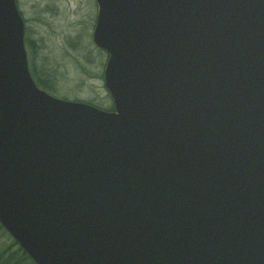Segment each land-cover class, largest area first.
Masks as SVG:
<instances>
[{
	"label": "water",
	"instance_id": "95a60500",
	"mask_svg": "<svg viewBox=\"0 0 264 264\" xmlns=\"http://www.w3.org/2000/svg\"><path fill=\"white\" fill-rule=\"evenodd\" d=\"M113 111L54 98L0 0V226L33 264H264V0H95Z\"/></svg>",
	"mask_w": 264,
	"mask_h": 264
},
{
	"label": "rangeland",
	"instance_id": "374dc122",
	"mask_svg": "<svg viewBox=\"0 0 264 264\" xmlns=\"http://www.w3.org/2000/svg\"><path fill=\"white\" fill-rule=\"evenodd\" d=\"M16 7L24 23L30 74L43 71L53 76L52 90L47 91L54 98L112 112L103 80L108 55L92 40L95 0H16ZM11 253H16L15 257L6 264H33L0 226V260Z\"/></svg>",
	"mask_w": 264,
	"mask_h": 264
},
{
	"label": "trees",
	"instance_id": "16d2710c",
	"mask_svg": "<svg viewBox=\"0 0 264 264\" xmlns=\"http://www.w3.org/2000/svg\"><path fill=\"white\" fill-rule=\"evenodd\" d=\"M31 77H32V79L34 78V80H37L38 81L37 85H39L46 92H48L49 90H52V84L55 82V78L53 76L46 74L43 71H39V72L34 71L31 73ZM48 93L51 94L50 92H48ZM17 252H21V251L18 250ZM15 254L16 253H11L5 259L0 260V264L8 263L9 261H11V259H13V257H15ZM22 255L25 256L26 254L25 255L22 254Z\"/></svg>",
	"mask_w": 264,
	"mask_h": 264
}]
</instances>
